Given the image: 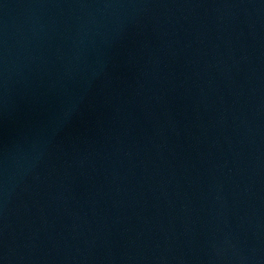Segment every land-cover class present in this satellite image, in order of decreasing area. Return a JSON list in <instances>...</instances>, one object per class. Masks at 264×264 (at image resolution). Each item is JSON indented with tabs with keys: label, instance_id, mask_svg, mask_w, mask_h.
I'll return each instance as SVG.
<instances>
[{
	"label": "water",
	"instance_id": "water-1",
	"mask_svg": "<svg viewBox=\"0 0 264 264\" xmlns=\"http://www.w3.org/2000/svg\"><path fill=\"white\" fill-rule=\"evenodd\" d=\"M231 264H264V0H143Z\"/></svg>",
	"mask_w": 264,
	"mask_h": 264
}]
</instances>
